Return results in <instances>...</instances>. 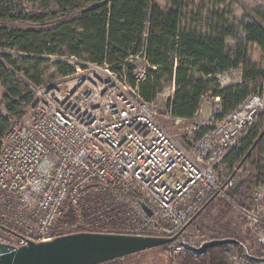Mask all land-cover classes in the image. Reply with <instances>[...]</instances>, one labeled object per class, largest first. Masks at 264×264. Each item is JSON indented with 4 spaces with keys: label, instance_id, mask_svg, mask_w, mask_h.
Returning <instances> with one entry per match:
<instances>
[{
    "label": "built area",
    "instance_id": "obj_1",
    "mask_svg": "<svg viewBox=\"0 0 264 264\" xmlns=\"http://www.w3.org/2000/svg\"><path fill=\"white\" fill-rule=\"evenodd\" d=\"M129 61L142 63L133 65L135 87L109 65L78 60L61 84L27 83L33 101L1 140L0 243L26 247L81 233L179 236L178 243L223 194L212 174L257 125L264 81L220 120L215 98L209 119L192 124L194 133L209 131L184 147L161 124L159 107L141 97L152 67L140 55ZM245 214L252 230L264 224L257 210ZM185 252L176 244L169 254Z\"/></svg>",
    "mask_w": 264,
    "mask_h": 264
},
{
    "label": "trees",
    "instance_id": "obj_2",
    "mask_svg": "<svg viewBox=\"0 0 264 264\" xmlns=\"http://www.w3.org/2000/svg\"><path fill=\"white\" fill-rule=\"evenodd\" d=\"M46 9L52 5L51 16L58 20L52 29L21 31L0 27V47L7 46L24 55L38 59H15L0 54V82L5 89L0 102V153L1 140L10 127L11 118L25 115L33 101L29 88L44 84L41 67L47 64L43 57H69L92 65H109L125 73L131 86L137 85L133 66L127 64L131 56L144 57L152 69L145 81L139 84L143 100L154 103L164 92L165 85L173 84L175 92L160 116L174 120L193 121L202 109L203 99L211 95L221 99L220 120L239 108L264 81V71L255 66L248 46L259 47L264 53V27L257 22L236 29L224 16L213 15L219 22L204 20L202 11L190 7V0H166L169 9L163 10L154 0H36ZM227 0H221V5ZM8 0H0V21L28 20L43 23L44 14L24 15L17 12ZM245 36V42L235 51L228 44ZM29 71L19 69L20 65ZM62 77L74 74L67 62H57ZM125 67V68H124ZM242 70V82L221 87L218 76ZM23 74L25 81L20 79ZM208 128L195 133L200 139ZM264 142V130L253 129L226 160L231 167L244 165L251 154ZM260 176L250 175L229 191L233 201L245 203ZM210 201V200H209ZM180 242V241H179ZM178 243L163 246L172 247ZM245 246V245H244ZM246 248V247H244ZM240 246L224 245L203 256L185 252L178 264H232L233 252L240 254L243 264L256 261L246 256ZM248 250V249H247ZM249 252V250H248Z\"/></svg>",
    "mask_w": 264,
    "mask_h": 264
},
{
    "label": "rangeland",
    "instance_id": "obj_3",
    "mask_svg": "<svg viewBox=\"0 0 264 264\" xmlns=\"http://www.w3.org/2000/svg\"><path fill=\"white\" fill-rule=\"evenodd\" d=\"M15 7L17 12H14L16 17L19 13L24 15H38L44 14L47 18L43 23L28 20H7L0 21V27L17 28L21 31L27 30H47L52 29L57 24L58 20L51 16L54 7L51 5L49 9L43 7L40 1L36 0H8ZM163 10L169 9L170 5L166 0H154ZM221 0H190V7L194 5L196 11H202L204 20L207 22L218 23L219 19L214 18L213 15L224 16L226 21L240 29L241 25L250 23L252 21L261 24L264 27V0H227L225 4L221 5ZM240 40L237 42H230L228 44L230 50L235 51L236 48L245 42V36L240 35ZM249 57L252 63L260 70L264 71V53L262 50L254 45L248 46ZM0 54H9L15 59L33 58L35 56L24 55L7 46L0 47ZM39 60L47 61L41 67L42 75L44 76V84L58 85L64 82V77L59 74V69L56 67L57 62H67L74 67L76 59L65 57H50L46 56ZM128 65L142 66L140 61ZM19 69L22 71H29L31 68L20 65ZM230 75V78L223 79V75L218 76V81L221 87H228L233 84L236 75ZM20 79L25 81L23 74L20 73ZM230 79V81H229ZM262 84V83H261ZM31 85V84H29ZM175 86L173 84L165 85L164 92L154 102L160 109L164 111L170 99L173 98ZM5 89L0 82V102L4 97ZM215 98L211 95L203 99L202 108L205 106L203 117L198 113L193 121L174 120L170 116H162L161 124L163 127L175 137L184 147H190L197 139L192 129L193 122H202L210 117V107L215 103ZM203 118V119H202ZM264 130V112L260 117L254 130ZM250 175H259L260 181L250 198L243 204L232 200L229 196V191L234 186L249 177ZM212 177L224 189L223 194L211 197L204 209L190 222L188 227L182 233L179 241L187 242L194 246H200L204 242L212 240H221L225 238H232L240 241L249 250V254L255 257L264 258V224L252 230L249 226L246 210H257L264 218V142L255 150L244 165H236L231 167L226 158L216 167ZM173 247V246H172ZM172 247L157 248L133 256H129L117 261L105 264H178L183 255L176 258L170 256ZM236 259L232 264H243L239 261L240 254L233 252ZM254 264H264L255 262Z\"/></svg>",
    "mask_w": 264,
    "mask_h": 264
},
{
    "label": "water",
    "instance_id": "obj_4",
    "mask_svg": "<svg viewBox=\"0 0 264 264\" xmlns=\"http://www.w3.org/2000/svg\"><path fill=\"white\" fill-rule=\"evenodd\" d=\"M145 213L152 217L148 206L140 203ZM174 238L139 237L116 234L81 233L58 238L48 243H30L26 247L0 243V264H105L129 256L174 244ZM179 245L195 256H203L212 249L234 245L244 248V244L232 238L204 242L194 246L181 241ZM246 256L253 261L264 263V258L250 255L246 248Z\"/></svg>",
    "mask_w": 264,
    "mask_h": 264
},
{
    "label": "crops",
    "instance_id": "obj_5",
    "mask_svg": "<svg viewBox=\"0 0 264 264\" xmlns=\"http://www.w3.org/2000/svg\"><path fill=\"white\" fill-rule=\"evenodd\" d=\"M235 73H238L237 75H236V78H235V80H234V82H233V84L232 85H237V84H240L241 82H242V75H243V72H242V70L240 69V70H236V71H232V72H228V73H226V74H224L223 76H220V77H223V79H228V78H230V75L231 76H233ZM229 81H230V79H229ZM205 108H207V107H203L201 110H202V112L204 113V109ZM203 117V116H202ZM203 119V118H202ZM180 121H182V120H180ZM203 121H205V119H203Z\"/></svg>",
    "mask_w": 264,
    "mask_h": 264
}]
</instances>
